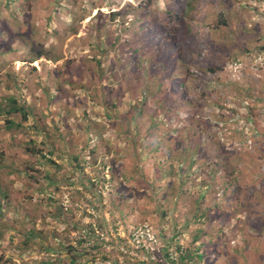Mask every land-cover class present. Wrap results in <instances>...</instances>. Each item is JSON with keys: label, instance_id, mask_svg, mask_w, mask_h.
<instances>
[{"label": "rangeland", "instance_id": "rangeland-1", "mask_svg": "<svg viewBox=\"0 0 264 264\" xmlns=\"http://www.w3.org/2000/svg\"><path fill=\"white\" fill-rule=\"evenodd\" d=\"M260 47L264 0H0V264H264Z\"/></svg>", "mask_w": 264, "mask_h": 264}, {"label": "trees", "instance_id": "trees-1", "mask_svg": "<svg viewBox=\"0 0 264 264\" xmlns=\"http://www.w3.org/2000/svg\"><path fill=\"white\" fill-rule=\"evenodd\" d=\"M224 23H225L224 21H221V24H224ZM260 50H261L260 52H263L264 47H260ZM163 81H161L159 86H162L164 84ZM181 87H182V85H181ZM183 103H184V101H183ZM0 115L5 116L3 128L7 131H11V130L18 131L19 129L22 128L21 124L17 123L13 119L14 117L20 115L23 118V120H26V116L28 117V113H27V109L25 107V104H21L14 96H10V95L8 97L4 98L3 102L0 103ZM183 143H184V141L182 139H178L177 144H176V142H174L173 144L168 143L166 146V149L168 150V148L170 149V147L173 146L174 150L176 151L179 149L180 146L183 147ZM24 145L26 146V151L31 152L32 155H35L39 159L43 160L44 165H53V166L55 165V163L52 159V156H53L52 150H48L47 153L45 154V153H42V151L41 152L35 151V149L30 150V148L27 147L28 146L27 143H25ZM183 150H184L183 152H185V153L188 152V149H186L185 147ZM38 153H39V155H38ZM187 154H189V153H187ZM0 156H1V161H0V169H1V167L4 168L5 164L3 162V158H2L1 154H0ZM187 156L191 157L190 154ZM218 158L221 161V158L219 156H218ZM73 160L76 163L75 168L82 169L81 163L78 162V156L74 157ZM218 165H221V163H219ZM27 170L33 171L32 167H28ZM33 172H37V171L35 170ZM46 177L49 178V176H46ZM260 194L262 195V193H260ZM200 220H203V221L205 220L206 222H209V220H210L209 215L202 213L199 216H196V215L194 216V221H200ZM199 232H201V231H199ZM242 233L245 234L244 232H242ZM254 233H257L256 235L258 236V234H260V235L264 234V230L260 231V233H259V230H254ZM40 234H41L40 232L38 233L34 230H29V234H28L27 239L24 241V243H22L24 249L29 250L30 249L29 244H30L31 240L33 238H37V237L40 239V236H41ZM92 234H95L94 231L92 232ZM197 235L198 234H196L195 237L192 239L191 244L193 246L196 244V241L198 240ZM249 236L250 237L254 236V234L249 235ZM247 237L248 236H245L244 239H246ZM39 244H40V246H42L43 242H40ZM82 244H83V241L80 240L76 246L70 245V246L65 247L64 250H66V252H67L68 258L70 259V262H69L70 264H74L76 261L80 262L83 254L79 250L78 246L82 245ZM140 244H142V242ZM203 245H204V243L203 244L201 243L199 245V247L198 246H194V248L187 247L186 249H182L180 246H177L175 252L177 251L178 258L176 261H174L175 264H202L203 255L200 252V247ZM237 250H245V247L244 246L238 247ZM44 251L47 254V257H43L42 259H40L38 261V264H54L56 261H59V256H55L52 254L51 247L49 245H47L45 247ZM244 254H245V252H242V256ZM246 254H248V253H246ZM151 258L154 259L153 257H151ZM151 264H153V262ZM154 264H157V263H154Z\"/></svg>", "mask_w": 264, "mask_h": 264}, {"label": "built area", "instance_id": "built-area-1", "mask_svg": "<svg viewBox=\"0 0 264 264\" xmlns=\"http://www.w3.org/2000/svg\"><path fill=\"white\" fill-rule=\"evenodd\" d=\"M260 57L262 56L259 55ZM136 230V229H135ZM137 232V234H136ZM147 236V237H150L151 235H149L148 231L146 230V228L144 227H138L137 230L135 231V241L137 243H141V241L144 239V237Z\"/></svg>", "mask_w": 264, "mask_h": 264}]
</instances>
